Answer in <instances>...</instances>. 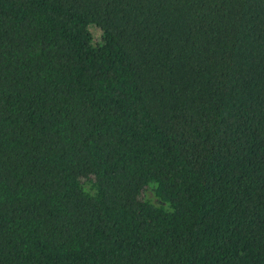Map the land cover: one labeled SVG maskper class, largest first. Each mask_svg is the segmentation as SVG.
<instances>
[{
	"label": "trees",
	"instance_id": "trees-1",
	"mask_svg": "<svg viewBox=\"0 0 264 264\" xmlns=\"http://www.w3.org/2000/svg\"><path fill=\"white\" fill-rule=\"evenodd\" d=\"M0 264H264V0H0Z\"/></svg>",
	"mask_w": 264,
	"mask_h": 264
},
{
	"label": "rangeland",
	"instance_id": "rangeland-1",
	"mask_svg": "<svg viewBox=\"0 0 264 264\" xmlns=\"http://www.w3.org/2000/svg\"><path fill=\"white\" fill-rule=\"evenodd\" d=\"M91 31L94 35V45L100 44L103 42V32L97 26H91Z\"/></svg>",
	"mask_w": 264,
	"mask_h": 264
}]
</instances>
